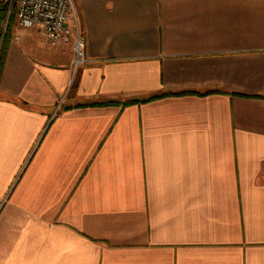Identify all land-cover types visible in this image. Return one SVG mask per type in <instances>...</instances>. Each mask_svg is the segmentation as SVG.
<instances>
[{
	"label": "crops",
	"instance_id": "0c3cea01",
	"mask_svg": "<svg viewBox=\"0 0 264 264\" xmlns=\"http://www.w3.org/2000/svg\"><path fill=\"white\" fill-rule=\"evenodd\" d=\"M74 3L70 87L69 44L9 26L0 264H264V0Z\"/></svg>",
	"mask_w": 264,
	"mask_h": 264
},
{
	"label": "built area",
	"instance_id": "2783aa9c",
	"mask_svg": "<svg viewBox=\"0 0 264 264\" xmlns=\"http://www.w3.org/2000/svg\"><path fill=\"white\" fill-rule=\"evenodd\" d=\"M7 14L14 11V20L19 26L36 27L50 45L59 42L69 44L70 75L67 87L89 58L85 53V35L81 27L74 0H6ZM63 95L58 101V105Z\"/></svg>",
	"mask_w": 264,
	"mask_h": 264
},
{
	"label": "trees",
	"instance_id": "16d2710c",
	"mask_svg": "<svg viewBox=\"0 0 264 264\" xmlns=\"http://www.w3.org/2000/svg\"><path fill=\"white\" fill-rule=\"evenodd\" d=\"M7 2L2 4V7L0 8V77H1V72L4 64V59L5 55L7 52V45H8V35H9V26L11 23V20L14 17V11L13 9H10L8 14H7ZM184 92H171V93H157V94H152L147 97L143 98H133L130 100H126L122 102V105H128L131 103H139V102H145L148 100H152L154 98H158L167 94H183ZM110 101H104V102H91L89 103L90 105H99V104H106L109 103ZM68 108L64 107V109Z\"/></svg>",
	"mask_w": 264,
	"mask_h": 264
},
{
	"label": "rangeland",
	"instance_id": "374dc122",
	"mask_svg": "<svg viewBox=\"0 0 264 264\" xmlns=\"http://www.w3.org/2000/svg\"><path fill=\"white\" fill-rule=\"evenodd\" d=\"M0 5H1V3H0Z\"/></svg>",
	"mask_w": 264,
	"mask_h": 264
}]
</instances>
